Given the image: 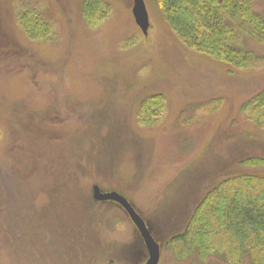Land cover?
Masks as SVG:
<instances>
[{
	"label": "rangeland",
	"instance_id": "1",
	"mask_svg": "<svg viewBox=\"0 0 264 264\" xmlns=\"http://www.w3.org/2000/svg\"><path fill=\"white\" fill-rule=\"evenodd\" d=\"M87 1L0 0V264H145L138 230L118 204L93 200L95 185L132 204L160 264H240L231 247L204 262L178 257L172 240L223 180L264 177L242 165L264 159V128L244 112L264 91V66L188 48L160 0H144L147 36L133 0H99L93 26ZM29 10L48 35L26 32ZM255 10L264 16V0Z\"/></svg>",
	"mask_w": 264,
	"mask_h": 264
},
{
	"label": "trees",
	"instance_id": "2",
	"mask_svg": "<svg viewBox=\"0 0 264 264\" xmlns=\"http://www.w3.org/2000/svg\"><path fill=\"white\" fill-rule=\"evenodd\" d=\"M99 2L85 3L84 14L92 26L100 16ZM160 2L169 27L188 48L236 69L264 66V55L247 48L252 41L264 44V16L255 10V0ZM21 22L33 38L49 34V25L34 10L22 16ZM161 98H155L161 101L154 114L162 112ZM249 110L254 115L248 121L264 128V91L244 106V112ZM242 165L259 168L264 159H249ZM189 221L185 232L172 240L181 249L178 257H198L204 262L220 253L218 247L229 257L231 247L233 253H229L236 263L264 264V177L237 175L223 180L205 196Z\"/></svg>",
	"mask_w": 264,
	"mask_h": 264
},
{
	"label": "water",
	"instance_id": "3",
	"mask_svg": "<svg viewBox=\"0 0 264 264\" xmlns=\"http://www.w3.org/2000/svg\"><path fill=\"white\" fill-rule=\"evenodd\" d=\"M133 17L135 23L147 36L150 28V19L144 0H133ZM93 200L98 203L113 202L118 204L128 215L136 229L138 230L148 253L145 264H159L161 259V247L152 235L147 223L134 209L132 204L117 192H103L98 185L93 186Z\"/></svg>",
	"mask_w": 264,
	"mask_h": 264
}]
</instances>
